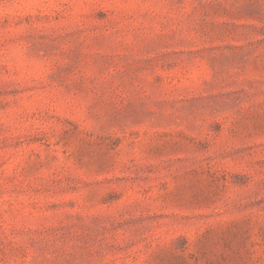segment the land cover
Wrapping results in <instances>:
<instances>
[{
    "label": "rangeland",
    "instance_id": "374dc122",
    "mask_svg": "<svg viewBox=\"0 0 264 264\" xmlns=\"http://www.w3.org/2000/svg\"><path fill=\"white\" fill-rule=\"evenodd\" d=\"M0 264H264V0H0Z\"/></svg>",
    "mask_w": 264,
    "mask_h": 264
}]
</instances>
